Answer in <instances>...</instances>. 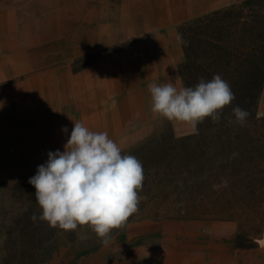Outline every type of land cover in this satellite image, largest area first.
I'll list each match as a JSON object with an SVG mask.
<instances>
[{"label":"crops","instance_id":"0c3cea01","mask_svg":"<svg viewBox=\"0 0 264 264\" xmlns=\"http://www.w3.org/2000/svg\"><path fill=\"white\" fill-rule=\"evenodd\" d=\"M236 1L0 0V175L37 172L49 152L64 151L73 121L107 132L120 148L148 138L147 85L184 86L180 26ZM126 42L75 70L77 58ZM170 122L177 136L193 131ZM133 129L143 134L125 142ZM95 254L82 264H126Z\"/></svg>","mask_w":264,"mask_h":264},{"label":"rangeland","instance_id":"374dc122","mask_svg":"<svg viewBox=\"0 0 264 264\" xmlns=\"http://www.w3.org/2000/svg\"><path fill=\"white\" fill-rule=\"evenodd\" d=\"M127 45L128 42L119 46L124 48ZM92 58L83 59L76 67ZM148 117L150 136L140 142L125 144L121 149L122 154H128L142 144H151L158 151L156 161L160 162L164 174L170 171L173 182L169 178L166 181L168 186L153 187L154 191L165 189L162 199L153 208L145 211L141 201L146 197L139 195L138 215L152 214L154 217L138 216L126 222L122 229H113V239L108 246L101 245L95 233L85 226L82 232L78 230V236L87 235L86 240L77 238V242L63 245L42 264L64 262L73 253L74 261L68 264H82L100 252L101 257L109 262L123 260L126 264H264V248L253 243L254 239L264 235V149L258 157L259 166L248 168V164L240 163H251L244 148H239L236 142L229 143L225 138L212 139L215 131L212 136L207 133V138H197L192 145L186 146L176 139L196 134L198 130L177 136L173 122L153 113ZM257 123L264 135V86ZM144 125L139 122V129ZM245 129L238 127L235 131L243 134ZM219 130L216 131L218 134L227 136L225 131ZM139 134H143L142 130H129L125 142ZM184 151L190 156H185ZM171 166L172 170L169 169ZM17 177L0 175V264L6 255L5 228L27 205L21 202L23 197L14 188ZM32 202L38 204L34 200Z\"/></svg>","mask_w":264,"mask_h":264},{"label":"trees","instance_id":"16d2710c","mask_svg":"<svg viewBox=\"0 0 264 264\" xmlns=\"http://www.w3.org/2000/svg\"><path fill=\"white\" fill-rule=\"evenodd\" d=\"M179 34L184 48V59L180 64L184 86L193 87L200 78L211 80L215 74H219L230 84L235 100L223 109L219 122L214 123L211 118H205L203 123L198 124L196 134L182 136L176 141L190 146L195 139L207 138V133L211 135L215 131L212 139L225 138L229 143L233 141L239 148H244L251 163L241 161V164H248V168L259 166L258 157L264 149V135L257 123L259 99L264 86V0H244L206 13L182 24ZM121 49L123 46H117L80 57L75 60V69L80 70ZM87 57L93 58L76 67ZM235 106L250 113L242 126L228 122ZM238 127H246L245 133H237L235 129ZM219 129L225 131L227 136L218 134L216 131L219 132ZM215 143L219 142L215 140ZM150 145L142 144L128 153L137 157L143 165L145 179L143 189L138 194L146 197L141 201L145 211L153 208L165 192V189L154 191L153 187H166L167 179L171 178L170 171L167 176L162 171L160 162L156 161L158 151ZM176 154L181 157L179 153ZM184 155L190 156L186 151ZM169 169L172 170V166ZM34 175L36 172L14 179V188L23 197L21 202L27 205L5 228L7 239L3 264H42L63 245L77 242L78 231L65 232L39 219L32 220L33 214H41L38 204L32 202L36 201L35 188L29 179ZM138 216V213L133 214L127 222ZM142 216L154 217L152 214Z\"/></svg>","mask_w":264,"mask_h":264},{"label":"clouds","instance_id":"9594fccd","mask_svg":"<svg viewBox=\"0 0 264 264\" xmlns=\"http://www.w3.org/2000/svg\"><path fill=\"white\" fill-rule=\"evenodd\" d=\"M147 89L153 114L186 124L193 132L205 118L219 122L223 109L235 100L230 84L219 74L211 80L200 78L193 87L169 81L149 83ZM249 115L246 109L235 106L228 122L242 126ZM73 124L64 151L49 152L47 162L38 166L36 175L29 179L41 209L32 220L39 219L65 232H77L86 226L102 245L108 246L112 230L122 229L139 210L138 193L145 179L143 165L134 155L122 154L107 132L91 131L80 121ZM253 243L264 248V235Z\"/></svg>","mask_w":264,"mask_h":264}]
</instances>
